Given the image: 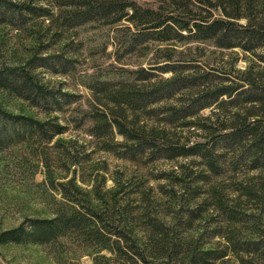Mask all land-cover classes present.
<instances>
[{
	"label": "rangeland",
	"instance_id": "obj_1",
	"mask_svg": "<svg viewBox=\"0 0 264 264\" xmlns=\"http://www.w3.org/2000/svg\"><path fill=\"white\" fill-rule=\"evenodd\" d=\"M136 1L142 7L159 8L162 15L179 11L175 2ZM208 9L212 16L221 15L219 9L213 6ZM241 11L246 15L244 8ZM196 12L204 15L206 11L199 12L194 8L193 13ZM253 13H257V16L247 14L246 18L240 17L236 21L244 23L248 19L251 23L253 18L259 17L256 8ZM138 30L139 27L125 19L107 23L101 19L88 21L68 28L58 43L45 51L62 52L70 59L62 65L65 71L61 73L43 68L35 70L49 84L60 86L73 94L70 97L72 100L64 103L62 110L51 113H56L67 129L48 142L38 143L37 139L14 140L0 147V231L28 217L51 216L57 208L70 203L67 195H63L60 190L61 184L69 186L67 179L73 174L79 186L76 199L81 202L87 199L94 203L111 226L118 228L123 225L125 229H132L137 240L134 244L139 246L138 249L141 248L139 250L144 260L130 248L125 249L131 257L126 255L125 259L124 255L99 248L80 233L69 230L55 241L0 243V264H186L182 253L158 257L156 252L152 254L149 251L145 219L140 216L142 211L148 210L167 225L168 230L180 231L183 237L181 243H188L191 239L189 236L194 237L198 232H203L196 244L221 247L223 241L220 234L209 236L208 233L214 225L223 229L227 227L223 216L216 209L201 203L205 210L200 217L193 220L190 229H181L179 220H185L188 214L186 207L193 208L203 197H208L211 185V188L224 189V194L234 195L235 192L229 191L235 185L234 181L247 179L253 173L259 174V179L263 178L264 170L246 171L241 165L234 172L226 167L222 173L215 174L207 170L198 156L168 158L147 152L128 159L102 149L100 140L88 133L89 120L85 111L91 108L92 103L97 104L94 98V88L98 87L96 81L107 80L114 87L142 89L153 86L157 81H164L173 73L191 76L192 85L189 87H182L162 100L149 104L146 110H137L136 117L129 116L137 124L145 122L156 126H159L160 115H166L172 108L188 105L189 98L199 93L198 89L236 83L246 86L247 75L264 82V61L260 60V55L264 53L262 48L248 51L239 46L222 47L211 37L189 36L185 29L179 30L182 36L166 40L152 38L150 34H136ZM36 45L37 41L26 31L0 23V65L23 62ZM171 68L173 70H168ZM142 75H147V78ZM96 94L104 99L101 92ZM221 97L227 98L225 94ZM216 104V101L210 102L185 119L198 121L213 112L219 117H229L234 110L229 104L221 108ZM242 105L239 110L250 107L249 104ZM0 106L12 112L43 116L42 111L30 106L26 100L3 90H0ZM182 119L179 117L172 123L162 124L170 131L172 143L206 139L203 128L179 125ZM114 138L121 140L118 134ZM54 139L63 144L53 146ZM122 148V145L118 146V149ZM45 162L48 166H45ZM94 190L100 197L96 196ZM194 193L196 196L191 197ZM241 205L246 207V211L256 213L252 226L262 232L264 202L259 210L253 201H242ZM235 225L238 228V223ZM240 226L242 235H249L248 227L244 223H240ZM123 241L120 238V244L124 247ZM208 264L240 263L236 256L228 254Z\"/></svg>",
	"mask_w": 264,
	"mask_h": 264
},
{
	"label": "trees",
	"instance_id": "obj_2",
	"mask_svg": "<svg viewBox=\"0 0 264 264\" xmlns=\"http://www.w3.org/2000/svg\"><path fill=\"white\" fill-rule=\"evenodd\" d=\"M163 1L175 2L179 11L162 15L159 8L142 7L136 0H0V23L26 31V34L37 41V45L23 62L0 65V90L26 100L30 106L43 113L42 117H37L12 112L0 106V147L14 140L37 139L38 143L48 142L67 129V125L59 121L56 113H51L62 110L63 104L70 102L73 94L60 86L49 84L35 70L43 68L53 73L65 71L62 65L70 61L68 56H64L62 52L45 51L57 44L64 31L72 26L99 19L105 23L125 19L139 27L136 34H150L152 38L159 40L182 36L179 30L185 29L189 36L211 37L222 47L239 46L248 51L259 47L264 50V0ZM210 6L219 9L221 15L212 16L208 9ZM194 8L199 12H206L204 15L196 12L197 15L193 13ZM242 8L247 12L246 15L242 13ZM255 8L259 17L253 18V22L250 23L248 19L244 23L236 21L240 17L246 18L247 14L257 16V13H253ZM260 60L264 61V53L260 55ZM142 76L147 78V75ZM190 78L191 76L173 73L164 81H157L153 86L142 89L114 87L107 80L96 81L98 87L94 88V98L97 104L92 103L91 108L85 111L89 120L88 133L100 140L102 149L128 159H134L136 154L141 156L154 152L156 156L168 158L198 156L207 170L215 174L222 173L226 167L234 172L240 165L246 171L264 170V82L256 81L251 76L245 77L246 86L244 83H236L198 89L199 93L189 98L188 105L172 108L166 115H160L159 126L145 122L137 124L129 117H136L137 110H146L149 104L162 100L182 87H189L192 85ZM98 92L103 94V100L96 94ZM223 94L227 98H222ZM214 101L217 107L229 104L234 110L229 117H219L213 112L198 121L185 119ZM243 103L250 107L239 110ZM179 117L184 118L179 125H197L203 128L206 139L191 143H172L170 131L162 124L172 123ZM115 134L120 135L121 140L115 139ZM62 144L58 139L52 142L53 146ZM120 145L123 146L122 149H118ZM45 166H48L47 162ZM258 175L253 173L247 179L234 181L235 185L229 189L235 192L234 195L224 194V189L211 188V185L208 197H203L193 208L186 207L188 214L185 220H179L181 229H190L193 220L205 210L201 203L216 209L227 222V227L223 229L214 225L208 235L220 234L223 241L221 247L196 244L203 232H198L194 237L189 236L191 239L188 243H181L183 237L180 231L168 230L167 225L144 210L140 216L145 219L149 251L152 254L156 252L158 257L182 253L186 264H208L225 258L228 254L236 256L240 264H264V230L260 232L252 226L256 213L246 211V207L241 205L242 201H253L255 208L259 210L264 202V176L259 179ZM254 178L257 179L253 180ZM67 182L69 186L61 184L60 191L67 195L70 203L57 208L51 216L28 217L15 226L1 230L0 243L55 241L71 230L80 233L89 242L96 243L99 248L124 255L123 258L127 255L125 248H130L144 260L141 248L139 250V246L134 244L137 241L134 231L125 229L123 225L118 228L111 226L94 203L87 199H83L84 203L77 200L79 186L75 183L73 174ZM165 191L170 193L169 190ZM94 192L100 197L96 190ZM195 194L191 197H195ZM111 198L114 200L112 193ZM112 215L113 213L110 217ZM237 223L238 228H235L234 224ZM240 223L248 227L249 235H242ZM120 238L124 240V247L120 244ZM127 256L131 257L129 254Z\"/></svg>",
	"mask_w": 264,
	"mask_h": 264
}]
</instances>
